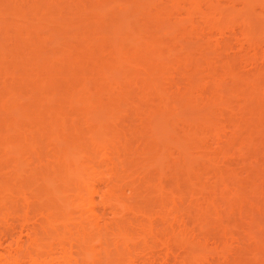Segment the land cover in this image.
I'll list each match as a JSON object with an SVG mask.
<instances>
[{"label":"rangeland","instance_id":"rangeland-1","mask_svg":"<svg viewBox=\"0 0 264 264\" xmlns=\"http://www.w3.org/2000/svg\"><path fill=\"white\" fill-rule=\"evenodd\" d=\"M28 1L15 3L25 8V22L0 17V99L9 96L7 86L20 95L12 94L19 97L15 104L21 102L12 110L0 107V185L13 181L12 168L19 165L23 177L37 184L31 185L34 190L60 186L50 171L38 175V169L52 163L57 147H67L61 138L52 144L45 141L50 139L54 120L63 118L66 130L76 122L86 137L89 126H97L98 134L118 140L119 148L128 145L129 150L119 149V169L124 177L140 183L133 184L140 188L136 206L123 215H136L144 227H127L125 243L132 261L127 259L125 264H264V0H198L196 5L195 0H48L51 10L36 28L29 24L37 21L36 12L30 10L35 2ZM41 1L42 7L45 0ZM103 6L110 7L108 12ZM101 15L107 17L101 20L104 24L98 22ZM131 34L139 45L129 44L133 40L126 37ZM24 36L48 43L54 53L49 57L48 52H36L42 56L34 57L39 62L46 56L50 59L38 67L36 77L33 69H26L31 67V56L19 42ZM151 37L160 40L156 49L148 46ZM16 41L27 50L20 55L21 63L10 61L15 60ZM157 54L153 65L147 63ZM24 76L35 80L33 93L29 89L32 95L16 90ZM43 79L47 85L41 86ZM79 84L88 91H76ZM158 186L163 189L155 190ZM124 191L129 198L128 189ZM172 194L182 199L178 209L172 205ZM32 198L25 212L18 209L12 213L15 219L7 222L26 212L30 217L37 214L35 209L43 204ZM139 211L148 218L165 212L168 221L177 214L176 222L185 228L193 246L172 241L170 253L163 244L149 253L153 243L142 237L149 220ZM1 223L0 231L6 226ZM157 224L156 232L167 231L163 232L165 223ZM13 225L12 236L0 237V251L9 250L13 236L20 232L21 241L27 239L26 228L20 229L17 222Z\"/></svg>","mask_w":264,"mask_h":264},{"label":"bare ground","instance_id":"bare-ground-1","mask_svg":"<svg viewBox=\"0 0 264 264\" xmlns=\"http://www.w3.org/2000/svg\"><path fill=\"white\" fill-rule=\"evenodd\" d=\"M40 1L41 0H29L28 1L29 3L35 2L34 3L35 6L32 4L34 6V8H31V7H33V6H31L30 10L32 11V9H33L34 14L36 12L35 16L37 18V21L35 22V24L29 23L30 28H32L31 26H34L35 28L41 27L42 21L44 20L42 18H45L44 16L46 14H48L51 10V8L49 7L50 4H46L47 3L46 1H48V0H45V5L43 4L42 7H41ZM8 2L9 3H7L6 5L0 4V5H2V6H0V17L3 18V20H6V19H4V17L11 18L10 16H12V18L15 17L13 19H15V20L18 19L17 22H19V20H21V22H25L26 19L23 17V15L25 14V13H23V10L25 8L22 10L21 7H18L17 4H15L16 0H13V1L9 0ZM21 2H23V4H24L25 0H21ZM21 2H17V3L20 4ZM53 2L56 3V1H54V0H53ZM73 2L74 1H72L71 3H73ZM112 2H113V0H112ZM114 2H116V1H114ZM198 2H199L198 0H195L194 1L195 5ZM57 3H58V1H57ZM60 3H58V4H60ZM79 3H80V1H79ZM117 3L118 2H116L114 4H117ZM201 3H203V2L201 1ZM53 5L54 4H52L51 7H54ZM107 5L110 6L111 3H107ZM69 6H71V5H69ZM59 7H61V6H59ZM59 7H56V8H59ZM63 7L64 6H62V8H59L60 11H63ZM103 7H105V10H107V12H108V10H109L108 8H110L111 6L108 7L107 9H106V6H103ZM101 10L99 11L97 9V11H99V12H96V13H98V14L101 13ZM214 10H215V7H212V11H214ZM190 11H192V9L188 10V12H190ZM57 12H59V11H57ZM81 12H83V11H81ZM76 13L79 14L80 11H78ZM87 13H89V11ZM60 14H58V15L60 16ZM82 14L84 15V12ZM106 14H108V13H106ZM8 15H9V17H8ZM27 15H29V14H27ZM61 15H63V14H61ZM74 15H76V14H74ZM83 15H82V17H83ZM47 16H52V15H47ZM54 16L55 15H53V17ZM53 17H51V18H53ZM101 17H103V19H99L100 21H98V22H102L103 20L107 19V17H105L103 15H101ZM51 18H49V19L52 20ZM174 18L175 17H173V18L170 17V18H168V20L174 19ZM62 20L64 22L63 17H61L59 22L61 23ZM17 22H15V23H17ZM46 22H48V21L46 20ZM26 23H28V22H26ZM49 23H51V22L49 21ZM102 23L104 24L105 21ZM31 24H33V25H31ZM18 25L20 27L22 26L21 23H19ZM24 25L27 26L25 23H24ZM61 25H63V24H61ZM210 25H212V24H210ZM25 26L23 28H27ZM57 27H61V26L59 25ZM17 28H19V27L17 26ZM54 28L55 27H53L52 30ZM221 28H219L218 31H220ZM13 29H14V27H13ZM17 30H21V29H17ZM25 30L26 29H24V31ZM36 30L40 32L41 28H38ZM35 32L36 31H34V34H37ZM245 33H247V32L245 31ZM208 35H209V33H208ZM35 36H33V37H35ZM46 36H47V34H46ZM131 36H132V34L130 35V37H126V38L133 40L134 38H132ZM43 37H45V36H43ZM22 38L24 40L19 38V42L23 46L26 45L24 48H27V50L29 51L28 54H30V56H31V58L29 59L30 60L29 63H31V64H29V63H27V64H29L33 68H31V67L26 68L25 67L26 65L24 67L23 66L22 67H23V69H25V68L26 69H33L35 73H34V75L32 74V76L36 77L37 75H39V73H38L39 68H41V66H46L45 63H48V61L50 60V59L48 60V58H46L48 56H46V57H44V59L41 60L43 62H39L37 59H39V57H42V56L38 57L36 52L37 51H38L37 53H40L43 51L48 52L47 54H49V57H51L52 54H54V53L53 52L50 53L51 51H49L50 50L49 46H46V45H49L48 43H45L42 41L40 42V40L39 41L36 40V39H40V37L37 38V36H36L35 37L36 39L35 38L32 39V36H31L30 39H32V40H29V37H27L28 39L27 38L25 39V36ZM52 39L53 38H51V40ZM20 40H22V41H20ZM151 40L152 41L149 40L148 43H150V44H148V46H150L152 44L151 46L152 47L154 46L153 48L156 49V47L159 46V42H160L159 38L151 37ZM137 41L138 40L135 39V40L129 42V44L132 45V43H134V44L139 45L140 43H138L139 41L138 42ZM19 42L16 41V43H18V45H16L15 52H14L15 60L10 59V61H16L14 63H21L19 60L20 55L22 53H27V52H22V51H27V50L22 49V47L20 46L21 44L19 45ZM47 42H49V41H47ZM143 44H145V43H143ZM137 46H136V48H137ZM141 46H143V45H141ZM141 48H143V47H141ZM39 50H41V51H39ZM142 52H143V50H142ZM141 54H143V53H141ZM10 55H11V53H10ZM26 55H24V56H26ZM36 55L38 57L37 59L34 58V57H36ZM30 56H28V57H30ZM149 56H151V55H149ZM155 56H158V57H155ZM155 56L154 55H153V57L151 56L152 59L148 60L147 63H149V62L151 63V61L154 60V58H159L158 54ZM116 57H118V56L114 55L113 59L115 60ZM143 58H145V57H143ZM117 59L118 58H116L115 63H118ZM46 60H47V62H46ZM41 63H43V64H41ZM23 64H25V63H23ZM49 65H51V64L49 63ZM14 66H16V67H14L13 69L15 71L18 70V69H15V68H17L18 65L14 64ZM47 66H48V64H47ZM148 66L151 67L150 65H148ZM152 68L154 69V67H152ZM151 69H150V71H153ZM14 70H12V72ZM89 70H91V69H89ZM17 73L18 72L16 71V74ZM31 73H33V72H31ZM5 75H7L9 77V74H5ZM28 77H31V76H28ZM41 77H43V76H41ZM37 78H35V79L37 80ZM43 78L46 79L45 77H43ZM44 79L41 80V82L39 81L41 86H42V84H44V83H42V81L45 82ZM19 80L22 81V82L21 81L18 82L19 86H20V84H21V86L18 87L16 85L18 87V88L16 87L17 88L16 90L23 92V95H24V93H25V95H28V96L32 95L31 92L33 93V89H31V87L34 84V82H33V84L31 82L35 81V80H32L30 78L27 79V77H25V76H24V78L21 77V79H19ZM27 81H30V84L26 83ZM3 82H5V81H3ZM14 83L15 82H13V84ZM39 83H36V84H39ZM81 84L84 85L85 83H81ZM81 84H79L80 85L79 87H81V86L82 87L81 88L78 87L76 89V91H78V92L83 91L84 93L86 91H88V90H86L87 87L84 88L83 85H81ZM3 85L5 87V83H3ZM44 85H47V83H45ZM157 85L158 84L154 83L153 87L157 88L158 87ZM9 86L13 87V85H9ZM5 88L9 89L8 90L9 96H7L5 94L7 96V98L4 95L5 97H2L3 99H0V100L4 101V102L0 101V107H2L5 111H7L8 109L12 110L14 106L15 107L18 106L17 104L20 101L16 102V104H15V101L19 100L20 95H17L15 93L14 89H13V91L11 89V92H10L11 87L6 86ZM34 88H35V86H34ZM73 88H75V87H73ZM82 88H84V89L81 90ZM29 89H31V92ZM74 91L75 90H73V93H72L73 95L75 94L76 96L77 95L80 96L79 94H81V93L76 94ZM8 92H6V93H8ZM12 94L13 95L15 94L19 97L16 98V96L14 97V96H12ZM18 94H20V92H18ZM28 96H26L25 98H27ZM81 96H84V95H81ZM87 96H88V94H86V96H84V97H87ZM10 97H12V98H10ZM4 98H6V99H4ZM87 99H89V98H87ZM7 100H9L10 102H8ZM162 101L164 102V103L162 102V104L166 105V103H165L166 100L164 98ZM1 102H3V103H1ZM75 102H77V101H75ZM11 104H14V105H11ZM8 106H10V107L13 106V107L10 108ZM4 107H6V108H4ZM25 108H27V106ZM37 113H39V112H37ZM39 116L37 115V117H39ZM6 117H8V116L6 115ZM33 118L37 119L35 116H31L29 119L33 120ZM3 119H4V121L8 120L7 118H3ZM5 119H7V120H5ZM37 120H39V119H37ZM85 121H87V125H89L88 120H85ZM73 122H75V121H73ZM70 124H72V123H70ZM70 124H69V127H67L68 130H66L65 126H67V122L64 121L63 118H57L54 120L53 130L49 134L50 139H47L45 141H47V142L51 141V142H49V144H52L61 138L60 141H64L65 144L67 145V147L64 149H62L61 147H57L55 152L53 153L52 163H48V162H47V164L45 163V165H47V167L44 166L45 168H43V166L41 165L42 167L40 169H42V170H39L37 168L38 169V175L42 171H43L42 173L50 171L52 173V176H54V178L56 180H58L59 183H61L62 185L60 184V186L55 187V188L49 187L46 190H42L41 188H40L41 190H37V189H39V187L38 188L34 187V188H37L34 190L31 186L34 184L33 181H27L26 178L23 177V175L21 173H23L24 170L22 169V167L19 168L18 167L19 165H16L12 168V174H13V172L15 174V176L13 175L14 177L12 176L13 181L10 184L4 183L3 185L2 184L0 185V223L4 222L6 225V226H4V229L2 231H0V237L4 236V235L6 236L7 234L9 235L10 234V228L12 231V229H13L12 227L14 226L13 223H15V222H17V225L20 229L26 228V230H27V233H26L27 239L25 241H23V242L21 241V238H20L21 232H20V234H17L19 236H17V235L13 236L14 238H12V240H11V243L9 245V250L0 251V264H125L124 262L127 259L129 261H132V259L128 255L129 251H127L130 249L129 244L125 243L129 240V238H127V235H126V232L128 230L127 227H131V226H133V227H136V226L144 227V225H142L141 220L139 218H137L136 215H134L135 217H126L125 215H123L124 210H128V209L132 208L133 206L134 207L136 206V203H134L136 200L134 201V199H136V197H138L137 195L140 192L137 190L140 188H138V186H136L139 182L137 184L135 182V180H137V178L134 177L135 179H133V177H128V175H126V177H124L122 175V172H120L121 170L119 169L121 167L120 162L122 161L120 159V155H119L120 150L119 149L125 147L124 149L129 150L130 148L128 149V145H123L119 148L118 140L117 141H115L114 139L106 140L105 138H103L101 135L98 134L100 127H97V126L90 127L89 126L90 135H88L86 137V135H87L86 131L79 130L76 122H75V124H72V125H70ZM70 133H72V134H70ZM83 141H85L86 143H84ZM40 145L42 146V144H40ZM6 146H8V144H6ZM7 148H9V146ZM16 161H19V160H16ZM108 164H110V165H108ZM126 174H128V173H126ZM38 175H37V177L39 178L40 175L39 176ZM130 176H131V174H130ZM191 177H189V179H188L190 183L193 182V180L191 181V179H190ZM42 178H43V175L41 174V177L39 179H37V178H33V179L40 180ZM124 178H130V180L126 181V180H124ZM11 180H12V178H11ZM196 180H198V179H196ZM40 182L43 183L42 180H40L39 183ZM133 184H136V185H133ZM36 185L37 184H34V186H36ZM192 185H194V184L192 183ZM161 187H163V186H158V187H156V188L154 187V188H155V190H160ZM189 187L191 188L193 186H189ZM125 189H128V191H129V195H127V196H129V198L125 197L127 194V193L125 194V192H126V191H124ZM161 189H163V188H161ZM32 197H35V199L38 201V203L40 205L43 204L41 207L38 205L39 206V208H37L38 210L35 209L36 211H38L37 212L38 215L33 213L34 216H36V217H34V216L30 217L27 215V212H26L24 215L21 214V216H19L20 218L18 217V219L16 218V220H12V221L9 220L10 222L8 223L7 222L8 219H15V218H13L14 215H12V213H15L20 208L25 209V210H23L24 212L28 209V207L30 206L29 199L33 200ZM171 201H172V205L174 206V208L178 209L179 208L178 206H180L182 199L178 198L172 194V200ZM32 204H34V202ZM132 212L135 213L134 210H132ZM108 213H111L112 217L109 218V216H107ZM138 213L141 214L142 212L140 213V211H139ZM147 213L149 214V212H147ZM10 215H12V217ZM142 215L145 216V213L143 212ZM176 215L177 214L173 215L171 221L166 220L168 215L165 212L164 213L160 212V213H158L157 216H155L153 218H151L152 217L151 216L150 217L151 219L148 218L149 215L145 216V217H147L149 222L146 225V227L143 229L142 237L144 238V240L152 241V243H153L152 246L150 247L149 253L152 250H154V248H157V246H159V245H160L159 246V248H160L161 244H163V246H165L164 248H165L166 252L170 253L169 247H171V246L169 244L172 243V241L173 242L174 241H181V243H179V244L184 245L185 247L188 246L187 244H189V245L192 244L191 246H193L194 243H192L190 241L192 239H190V240L188 239V237L186 235L187 233L185 231V228H182L178 224L179 221L176 220ZM179 217H180V215H179ZM152 221L153 222L158 221L162 225L165 223V228H164L163 232L165 230H167V231L165 233H162V234L159 232H156V231H158L155 229L157 226L156 227H154V226L157 223L154 224V223H152ZM176 221H178V222H176ZM33 222L34 223L37 222L38 226H34L36 224H33V226H30V225H32L30 223H33ZM160 224H157V225H160ZM20 229H19V231H20ZM168 245H169V247H168ZM185 249H187V248H185ZM172 250H171V252H172ZM186 256H187V254H185L184 258ZM193 264H196V262L194 261Z\"/></svg>","mask_w":264,"mask_h":264}]
</instances>
